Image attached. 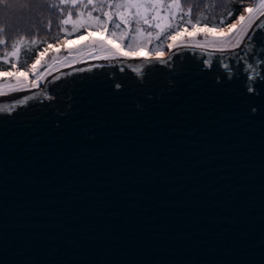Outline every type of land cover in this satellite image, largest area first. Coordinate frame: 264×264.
Wrapping results in <instances>:
<instances>
[{"label":"water","instance_id":"obj_1","mask_svg":"<svg viewBox=\"0 0 264 264\" xmlns=\"http://www.w3.org/2000/svg\"><path fill=\"white\" fill-rule=\"evenodd\" d=\"M253 27L251 48L92 60L0 98V264H264Z\"/></svg>","mask_w":264,"mask_h":264},{"label":"snow or ice","instance_id":"obj_2","mask_svg":"<svg viewBox=\"0 0 264 264\" xmlns=\"http://www.w3.org/2000/svg\"><path fill=\"white\" fill-rule=\"evenodd\" d=\"M188 0H58V4L52 0H32L34 11L52 10L59 8L61 15L63 9L70 7L77 9L75 18L73 13L68 12L67 16L59 21V33L63 38H56L55 42H46V46L39 51L33 63L25 67L22 71L18 68L19 55L26 45H37L38 40L33 38L28 41L26 36L21 35L11 44V52H5L0 57V63L9 65L8 69L3 72L4 77L0 78V96L6 92H16L28 88L38 86L45 73L51 74L54 69L64 67L66 65H74L85 59H131L133 54L140 51L149 53L145 57L146 64L152 61L165 63V47L168 52H172L174 48H196L210 49L212 51L235 50L239 48L246 40L250 41L249 48L256 41L252 40L250 32L255 31L254 25L261 18H264V0H252L247 6L242 7L239 15L231 23H225L221 19L219 24L203 23L200 18L195 21L191 18L192 8L187 11L184 9V3ZM0 4H5V0H0ZM244 4V0H241ZM41 5H46V9H42ZM94 13H99L94 15ZM229 17L233 15L228 13ZM115 21V23H113ZM70 25L71 31H68ZM133 25L135 26L133 29ZM51 21L48 24V30H51ZM191 29V32L189 31ZM82 35L76 36L80 40L86 35L91 37V31L106 34V39H111L116 45L105 42L104 39L93 40L88 39L83 46L74 48L65 47L68 55H61L52 50L64 47L69 43L68 37L76 33ZM209 32H216V35H209ZM264 34V28L260 29ZM183 33H189L187 37ZM198 35H202L203 39H197ZM264 39V37H262ZM155 42V47H150ZM8 44L5 38V28L0 25V46ZM264 47V44L258 45ZM52 53L49 60L42 58ZM256 56L255 51L251 53ZM249 67L252 61L249 57ZM264 62V52L259 56ZM208 63V61H205ZM228 68V64L224 65ZM43 68L44 71H40ZM235 67L231 71H236ZM133 71L137 75H141V68L136 67ZM19 73V75H12ZM23 77V78H21ZM29 77H32L30 80ZM59 79V77H57ZM121 85L117 84L119 88ZM22 102V101H21ZM3 109H0L2 111Z\"/></svg>","mask_w":264,"mask_h":264},{"label":"rangeland","instance_id":"obj_3","mask_svg":"<svg viewBox=\"0 0 264 264\" xmlns=\"http://www.w3.org/2000/svg\"><path fill=\"white\" fill-rule=\"evenodd\" d=\"M227 1H230V0H188L187 3H184V9L185 11H187L189 7L192 8L191 18L193 19V21H195L197 15L201 13L211 12L214 14H221L225 8V3ZM52 2L58 4V0H52ZM165 2H168V0H165ZM250 2H252V0H244L243 6H247V4ZM41 8L46 9V5H41ZM32 9H33L32 0H5V4H0V25H2L5 28V37L9 41L12 38L19 37L21 35H24L26 37L46 36L48 35L49 32H53V31L59 32V27H60L59 21L65 16H67L69 11L73 13V18H75V11L77 10V9H73L70 7H66L63 9V15H61V10L59 8H54L50 11L42 10L41 12H37ZM94 14H97V13H94ZM49 21H51V25H52L50 31L48 30ZM134 27L135 26L133 25V28ZM68 31H71L70 25L68 26ZM189 31L191 32V29H189ZM90 32H91V37H88L85 35L83 39H80V40L76 39V36L79 35L76 33L73 36L68 38L69 43L66 46L55 48L52 51L57 52L61 55H68V53L65 51V47L74 48L76 46H83V44L86 43L89 38L93 40L104 39L106 43L112 45L113 47L116 46L114 42L111 41V39L105 38L106 34H101L100 32H92V31ZM82 33L83 32H81L80 35H82ZM188 34L189 33H183L185 37H187ZM208 34L216 35L217 33L209 32ZM197 39H203V36L198 35ZM150 47H155V42L153 43V45H150ZM0 51H1V48H0ZM164 52H165V56L169 53L166 47L164 49ZM51 54L52 53L50 52L48 56H45L42 59L49 60ZM148 55L149 53L140 51L138 54H133L132 57H146ZM92 60L95 61L97 59H85L74 65H77L79 63L89 62ZM74 65H66L64 67L54 69L51 74L45 73L44 78L40 82H38V86L42 85L44 81L50 75L57 72L58 70H61L66 67L74 66ZM20 70L22 71L23 69H20ZM40 71L43 72L44 69L41 68ZM12 75H19V73H13ZM0 78L6 79V80L11 79L10 76L4 77L3 72H0ZM29 79L31 80L32 77H29ZM29 89H33V88H28V89H24V90H20L16 92H6L3 96H0V98L18 94V93L27 91Z\"/></svg>","mask_w":264,"mask_h":264},{"label":"trees","instance_id":"obj_4","mask_svg":"<svg viewBox=\"0 0 264 264\" xmlns=\"http://www.w3.org/2000/svg\"><path fill=\"white\" fill-rule=\"evenodd\" d=\"M243 5L241 4V0H230L225 3V8L221 14L206 12L197 15L196 19L200 18L203 23H208L209 25L213 23L218 24L221 19H224L225 23L227 24L235 20L236 16L239 15L240 11H242ZM229 12L233 13L231 17H229L228 15ZM98 14L99 13L94 15H98ZM113 23H115V21ZM81 32H83V30H81ZM77 34L80 35L81 33H77ZM19 37H14L10 41L5 37L8 41V44L6 46H0L1 48L0 57H3L6 51L11 52V44L13 43L14 40L18 39ZM26 38L28 41H31L33 38H36L38 40V44L37 45L29 44L26 45L24 49H22L18 61L19 69H24L27 65L31 64L34 61L37 53L39 51H42L43 47L46 46V42L54 43L56 38H63V35L57 31H53V32H49L48 35L46 36H32ZM8 67L9 65L0 63V72H4L5 70L8 69Z\"/></svg>","mask_w":264,"mask_h":264}]
</instances>
